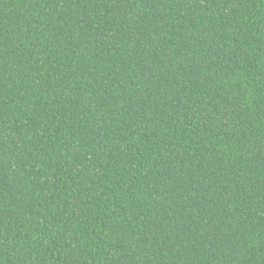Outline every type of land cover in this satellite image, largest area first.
Here are the masks:
<instances>
[{
	"label": "trees",
	"instance_id": "obj_1",
	"mask_svg": "<svg viewBox=\"0 0 264 264\" xmlns=\"http://www.w3.org/2000/svg\"><path fill=\"white\" fill-rule=\"evenodd\" d=\"M0 264H264V0H0Z\"/></svg>",
	"mask_w": 264,
	"mask_h": 264
}]
</instances>
